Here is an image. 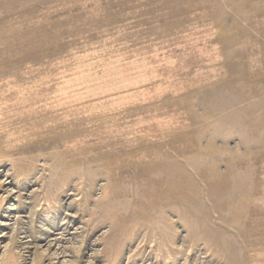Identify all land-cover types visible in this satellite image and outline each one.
Segmentation results:
<instances>
[{"label":"rangeland","instance_id":"374dc122","mask_svg":"<svg viewBox=\"0 0 264 264\" xmlns=\"http://www.w3.org/2000/svg\"><path fill=\"white\" fill-rule=\"evenodd\" d=\"M0 264H264V0H0Z\"/></svg>","mask_w":264,"mask_h":264}]
</instances>
